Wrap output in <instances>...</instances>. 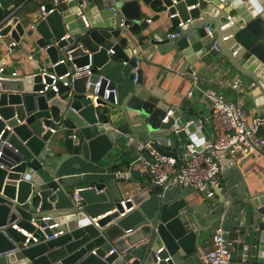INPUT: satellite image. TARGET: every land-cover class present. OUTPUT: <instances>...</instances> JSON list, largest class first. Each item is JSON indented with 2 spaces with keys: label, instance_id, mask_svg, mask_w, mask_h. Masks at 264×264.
<instances>
[{
  "label": "water",
  "instance_id": "water-1",
  "mask_svg": "<svg viewBox=\"0 0 264 264\" xmlns=\"http://www.w3.org/2000/svg\"><path fill=\"white\" fill-rule=\"evenodd\" d=\"M136 1L67 0L58 3L51 12L48 11L52 5L47 3L44 15L39 11L30 15L19 11L11 21L13 28L6 26L0 34L6 35L10 30V37L16 41L29 39L49 64L66 58L67 51L81 43L83 47L71 53L74 57L71 62L47 68L57 73L72 71L73 64H86L87 53L91 54L93 65L100 68L108 61L109 50L134 66L136 56L129 59L131 48H124L118 38L122 34L121 22L135 21L140 13ZM152 1L141 0L145 5ZM174 1L162 0L170 14L177 13L170 18L178 32L173 38L175 50L191 56L198 52V57L209 61L207 64L215 63L226 73L235 72L242 78L244 90L257 89L264 96V16L241 11L246 2L250 6L256 0H245L241 7H235L233 0ZM5 9H10L8 1L0 0V18ZM232 11L237 20L245 16L244 24L239 26L233 20L226 29L217 30L228 21L226 16ZM81 14L86 18V25ZM180 22L182 25L178 26ZM138 24L141 28L147 26L145 19ZM222 35L229 38L222 41ZM125 39L130 41L129 37ZM213 39L218 50L211 48ZM231 43L237 44V48L231 47ZM234 50L236 53L232 55ZM41 67L44 66L41 64ZM40 80L39 75L0 80V131L4 129L0 140V264H152L154 253L161 246V255L192 253L199 243V232L193 230L184 213L186 192L170 200L160 199L152 214H143L138 209L126 211L131 203L124 209L120 203L110 201L104 190L96 192L95 189H104V184L96 183L89 185L95 189L78 191V208L71 200L76 187L68 182L70 176L60 175V166L48 168L52 154L48 147L52 137L50 128L74 129L77 135L78 153L62 154L60 161L74 156L95 167L123 136L135 134L131 121L149 111L150 105L159 104L140 85L139 78L117 104L101 99L100 94L93 95L91 85L86 87L88 80L94 82L95 75L74 79L64 97H56L53 91L39 93ZM246 91L242 94L249 96ZM190 107L165 108L164 112L169 109L171 115L167 122H161L159 129L170 130L182 140L189 138L187 133L197 135L200 122L190 115ZM259 116L264 119V114ZM4 140L7 144H3ZM165 144L166 136H163L152 146L161 155L175 157V153L162 148ZM169 144L172 147V140ZM248 203L257 221L256 253L249 259L226 264H264V191ZM102 214L92 222V218ZM33 222L47 228L43 232L35 230L38 243L30 241L24 245V236L12 225L31 232ZM58 231L62 233L44 238V233L50 236ZM112 248L115 251L102 260Z\"/></svg>",
  "mask_w": 264,
  "mask_h": 264
},
{
  "label": "crops",
  "instance_id": "crops-1",
  "mask_svg": "<svg viewBox=\"0 0 264 264\" xmlns=\"http://www.w3.org/2000/svg\"><path fill=\"white\" fill-rule=\"evenodd\" d=\"M47 1L25 0L19 5L20 11L30 15L34 11H38L40 4ZM245 2V0H233L235 7L238 5L241 7V4ZM136 3L140 5V13L135 21L125 19L121 22L122 34L118 41L124 48H131V53L127 57L130 59L132 56H136L137 58L140 85L148 94L158 100L159 104L150 105L149 111L131 121L135 130V134L131 133V136L139 141H147L155 135L160 138L166 136L170 142L172 140L173 145L171 147L170 144H165L162 148L175 153V155L179 154L184 141H192L201 145L203 141L211 139L213 133L209 122L210 105L200 89L221 93L229 101L240 100L245 109L247 120L264 114V96L257 89L244 90V84L241 83L242 78L238 77L235 72L226 73L215 63L207 64L206 62L209 61L198 57V52L191 56L175 50L173 38L166 37L167 33L175 31V27L170 23V13L162 0H153L149 5L143 4L141 0ZM154 3L157 5L154 6ZM8 5L11 4L8 2ZM192 7L193 5L187 6L186 9L189 10ZM252 8H257V10L253 11ZM241 11L243 14L250 13L254 16L257 13V15L263 14L262 16H264V0H256L250 6H247L246 2V6L242 7ZM230 14L236 24L239 26L244 24L245 16L243 19L237 20L234 11ZM143 19L146 20L145 28L139 27L138 24ZM147 19L151 20L150 23ZM127 37L130 38L128 42L125 39ZM7 40V37L2 39V41ZM230 46L234 49L237 48L235 43H231ZM6 51V47L0 41V54ZM109 55L105 64L100 68H94L95 71L108 76L115 84L120 103L134 85L132 82L133 66L129 62L122 63L123 59L118 55ZM238 56H241V53ZM218 58L222 60L223 57L218 56ZM41 64L48 67L47 58L38 53L37 47L29 39L22 38L9 54L8 71H16L18 75H31L41 68ZM191 72L195 73V77L191 76ZM234 79L240 80V88L237 93L229 86ZM244 91L249 96H244L242 94ZM250 91L253 92L251 97ZM68 93L69 88H62L58 97H64ZM173 105L180 106L182 109L191 106L189 108L190 115L199 120L201 124V130L196 129L197 135L187 133L189 138L182 140L170 130L159 129L161 118L165 116L164 109ZM71 133L72 129L64 130L59 127L52 133L48 145L50 153H52L49 157L51 164L48 168L60 166L59 174L70 176L68 182L71 186L79 187L102 183L104 184L103 190L107 193L110 201L120 203L124 200V205L131 203L132 209H138L143 214H152L160 199L170 200L186 192L183 197L187 202L184 213L193 230H198L199 243L189 255L171 256L173 264H205L201 255L211 247L212 236L219 229L225 231L226 238L231 242V262L240 261L244 247L247 248L248 259L252 257L253 253H256L257 221L254 219L255 216L248 201L258 192L264 191V151L259 150L237 162L230 158L222 160L219 173L221 188L213 198H207L204 193L190 191L180 186L170 187L160 197L158 196L159 188L149 182L140 168L133 169L131 177L127 180L116 181L113 179L112 171L127 170L129 163L135 158L134 148L126 146L124 143L125 136L118 141L117 146H113L101 158L97 163L98 167L91 166L86 161L74 156L64 158L63 162L60 161L62 154L78 153L76 150L77 140L72 139ZM259 134L264 136V125H262ZM59 161L62 163L59 164ZM128 198L130 201L126 202L125 200ZM14 229L18 231L19 227Z\"/></svg>",
  "mask_w": 264,
  "mask_h": 264
},
{
  "label": "built area",
  "instance_id": "built-area-1",
  "mask_svg": "<svg viewBox=\"0 0 264 264\" xmlns=\"http://www.w3.org/2000/svg\"><path fill=\"white\" fill-rule=\"evenodd\" d=\"M67 0H48L45 3L40 4L38 11L40 15H44L45 5L51 3L52 8L48 11L51 12L58 3L66 2ZM172 3H175L172 0ZM10 9L6 10L0 18V30L6 26L13 28L11 21L13 17L17 16L20 11V6L9 5ZM166 7V6H165ZM168 9V7H166ZM177 13L170 14L169 18H172ZM81 18L85 25L86 18L81 14ZM227 22L220 24L217 30L222 31L229 27L232 23V16L227 15ZM150 23V19H147ZM123 25V24H122ZM182 25V22L178 23V26ZM206 32L211 35V31L208 27L205 28ZM10 30L6 35L0 34V41L6 47V52L0 54V80L3 78L18 77L16 71H8L9 65V54L12 52L13 48L18 45L19 41L14 40L9 35ZM178 36V32H169L166 34L167 38H175ZM8 38L7 41H2L3 38ZM64 37H61L63 39ZM229 38V35H222L221 40L225 41ZM22 39V38H21ZM82 44L78 43L74 49L67 51L66 58H59L55 63L49 64V68H54L57 64H64L66 61L71 62L74 57L71 53L82 48ZM212 49L218 50L216 40H212ZM236 50L232 51V55H235ZM108 54H113L112 50L108 51ZM127 64V61L123 62ZM48 67H41L31 74L32 76L39 75L41 77L40 83L42 84V89L38 90L39 93H45L48 91H53L55 96H59V92L62 88H69L71 82L74 79L80 77L89 78L95 75L94 82L87 81L86 87L92 86V94L97 96L100 94L101 99L109 100L112 104H117L119 102L118 91L112 80L101 72L95 71V66L93 65L91 54L87 53V63L82 66L72 65V71L66 70L62 73H57L55 71H49ZM192 77H195V73H190ZM189 74V75H190ZM6 75L8 77H6ZM139 78V65L136 64L132 67V82L135 83ZM230 88L236 93L239 92L240 80L234 79L229 84ZM202 95L208 100L210 105V119L213 137L209 140H205L201 145L196 142L188 141L185 142L178 155L175 157L161 155L152 146V143L158 144L160 136H153L147 141H139L131 135H126L124 143L126 146H131L135 150V158L129 163L128 169L124 171L114 170L111 172L112 177L116 181H124L131 177L132 171L135 168H140L142 174L145 175L149 182L157 186L160 190L158 196L162 197L163 193L173 186H180L186 189H194L200 193H204L205 197L213 198L215 193L220 190L221 182L219 178L220 173V161L225 158H230L240 161L246 157H249L253 153L262 150L264 151V136L259 134V131L264 123V119L259 115L252 117L247 120L245 109L240 100L229 101L221 93H217L213 90H202L200 89ZM171 115V110H166L165 116L161 118V122H167L169 116ZM8 130L10 127L6 126ZM50 132H54V128L49 129ZM197 130H201V124L197 127ZM4 129L0 131V140ZM71 137L77 140V135L75 130L72 129ZM170 140L166 137V145L169 144ZM3 144H7L6 140ZM85 188H94L93 186H79L76 187L73 194L71 195V200L74 206L79 208L80 197L78 191ZM95 189V188H94ZM103 189H95L96 192H100ZM124 201V200H123ZM121 201L120 205L123 208L126 206L124 202ZM126 202L130 201L128 198ZM126 204V203H125ZM125 209V208H124ZM132 210V206L126 209V211ZM108 214V213H106ZM103 215L92 218V222H96L97 219L101 218ZM17 228L15 224L12 225ZM34 230L29 232L23 228H19L20 232L24 236V245H27L30 241L33 243H38L39 236L35 233L36 229L41 232L47 228V226L41 227L40 225L33 222ZM126 232H129L126 231ZM62 231H58L50 236L44 233L45 239H50ZM225 231L219 229L212 236L211 247L204 251L201 255L202 260L205 264H226L231 260V242L226 238ZM163 247H159L154 253L152 264H173L172 258L169 254L161 255ZM247 248H243V253L241 259L245 260ZM115 251L114 248L109 250L103 257H105Z\"/></svg>",
  "mask_w": 264,
  "mask_h": 264
},
{
  "label": "trees",
  "instance_id": "trees-1",
  "mask_svg": "<svg viewBox=\"0 0 264 264\" xmlns=\"http://www.w3.org/2000/svg\"><path fill=\"white\" fill-rule=\"evenodd\" d=\"M8 1L10 4L14 5V6H19L21 3H23L25 0H6ZM13 1V2H11ZM154 6L157 5L156 3L153 4Z\"/></svg>",
  "mask_w": 264,
  "mask_h": 264
}]
</instances>
